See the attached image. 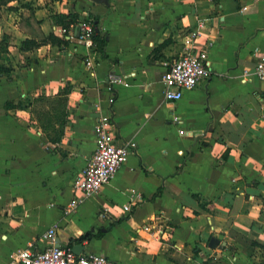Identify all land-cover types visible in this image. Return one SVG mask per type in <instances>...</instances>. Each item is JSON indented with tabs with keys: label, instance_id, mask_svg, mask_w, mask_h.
Wrapping results in <instances>:
<instances>
[{
	"label": "crops",
	"instance_id": "1",
	"mask_svg": "<svg viewBox=\"0 0 264 264\" xmlns=\"http://www.w3.org/2000/svg\"><path fill=\"white\" fill-rule=\"evenodd\" d=\"M28 1V18L9 13L12 31L0 32L9 37L0 59L8 68L0 73V264L17 250L44 249L52 227L58 246L79 244L119 264H253L230 232L264 245V82L252 73L264 55V0ZM59 14L99 16L106 56L61 32L70 26ZM199 22L209 76L167 101L161 74ZM49 34L66 44L22 47ZM110 74L128 83L115 86L111 106ZM65 90V123L48 128L63 136L50 141L35 100ZM105 114L117 142L132 139L136 151L66 216ZM86 232L90 239L73 242ZM212 237L225 246L210 248Z\"/></svg>",
	"mask_w": 264,
	"mask_h": 264
},
{
	"label": "built area",
	"instance_id": "2",
	"mask_svg": "<svg viewBox=\"0 0 264 264\" xmlns=\"http://www.w3.org/2000/svg\"><path fill=\"white\" fill-rule=\"evenodd\" d=\"M244 6L242 10H246ZM204 27L199 22L195 29L189 30L182 37V51L177 59L168 64L160 77L163 97L167 101H178L182 98L185 90L194 88L201 80L207 78L210 73L207 49L205 44L198 43L200 29ZM72 29V30H71ZM61 32L67 33L68 37L75 32L79 44L87 48L93 46V26L89 21L81 20L70 25L69 30L62 28ZM210 45V44H208ZM90 66V62L86 63ZM248 74L247 71H244ZM258 79L264 82V55H262L252 72ZM123 75L110 74L107 82L109 84L110 97L108 103L111 106L115 97L116 85H128ZM264 116V105H263ZM177 120V118H174ZM116 125L113 118L101 115L94 126V152L86 162L81 173L77 175L72 183L73 198L64 208L65 215L76 211L78 206L87 198L99 193L102 186L109 183L137 148L136 141L132 139L117 142L115 136ZM139 200V195H137ZM123 210L130 209L129 204L122 206ZM145 231H155L157 227L145 225ZM55 227L49 228L41 239L46 247L39 251L31 248H23L10 254L7 264H119L104 255L86 252L76 254L71 247H60L55 241ZM151 231V232H152Z\"/></svg>",
	"mask_w": 264,
	"mask_h": 264
},
{
	"label": "trees",
	"instance_id": "3",
	"mask_svg": "<svg viewBox=\"0 0 264 264\" xmlns=\"http://www.w3.org/2000/svg\"><path fill=\"white\" fill-rule=\"evenodd\" d=\"M23 2L28 0H0V13L1 9L7 7L11 2ZM49 1H60V0H49ZM75 1V0H71ZM58 20L61 21V24L65 27L76 24L77 22L81 21L77 19V16L75 14H69V15H62L59 14L56 16ZM100 17L97 15L90 14L86 19V21H89L93 26V46L92 50H95L97 52H100L103 57H105V48L107 44V40L105 37L104 32L99 28L100 23ZM8 41L9 37L7 35H3V37L0 39V59L3 58V53L7 52L8 48ZM43 43H51V44H66V40L63 38H58L54 34H49L48 36L42 38L40 42L35 41L33 39H26L22 41V47L24 49H31L33 47H37ZM8 68L4 65L0 64V73L7 72ZM67 92L65 90L64 93L59 94L55 98H37L35 102L37 103V118L39 122L43 120L41 123L43 126V129H45L44 133L46 134L47 138L50 141H59L60 138L63 136V129L55 130L50 134L48 132V128L52 125L54 121L58 122V125L61 127L65 123V116H66V103H67ZM39 106V107H38ZM46 106L48 108H46ZM36 109V108H35ZM160 194V190H158L152 198L156 197ZM231 236L235 237L237 240H239L247 249V255L252 259L253 264H264V256L262 254L260 255V258L255 261L257 257V252L260 251V253H264V245L256 240H251L247 237H244L242 235H238L235 232H230ZM91 235L90 233H84L78 238L74 239L73 242H82L83 240L90 239Z\"/></svg>",
	"mask_w": 264,
	"mask_h": 264
},
{
	"label": "rangeland",
	"instance_id": "4",
	"mask_svg": "<svg viewBox=\"0 0 264 264\" xmlns=\"http://www.w3.org/2000/svg\"><path fill=\"white\" fill-rule=\"evenodd\" d=\"M29 1H23V2H11L7 7L1 9V13H0V32L2 33L3 30H8L11 32L12 29L10 28V23H7L4 25V23H6L8 21V14L9 13H12V12H16V13H21V14H24L25 17L28 18V15H29V11H27L25 9L28 8L27 5L25 4H28ZM3 35H6V34H3Z\"/></svg>",
	"mask_w": 264,
	"mask_h": 264
},
{
	"label": "water",
	"instance_id": "5",
	"mask_svg": "<svg viewBox=\"0 0 264 264\" xmlns=\"http://www.w3.org/2000/svg\"><path fill=\"white\" fill-rule=\"evenodd\" d=\"M93 1H95L97 3H102V2L107 3V0H93ZM220 245L222 247L225 246V242H221L216 237H212L210 239V241H209V247L212 248V249H214V248H216V247H218ZM71 249L73 250L74 253L79 254L81 252V250L83 249V246L79 245V244L78 245H73Z\"/></svg>",
	"mask_w": 264,
	"mask_h": 264
}]
</instances>
